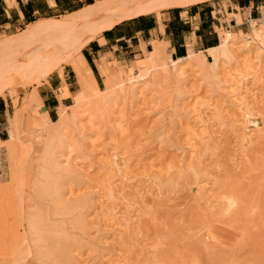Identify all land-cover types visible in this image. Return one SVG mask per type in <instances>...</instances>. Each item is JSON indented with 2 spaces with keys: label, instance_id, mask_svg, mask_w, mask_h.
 <instances>
[{
  "label": "bare ground",
  "instance_id": "obj_1",
  "mask_svg": "<svg viewBox=\"0 0 264 264\" xmlns=\"http://www.w3.org/2000/svg\"><path fill=\"white\" fill-rule=\"evenodd\" d=\"M211 1L213 0H102L70 13L62 19L38 20L30 24L23 32L5 35L0 40V98L5 99L7 95H15L19 87H26L29 83L40 86L43 80L54 73L63 77V68L57 65L61 60L72 69L80 87L79 92L74 96V104L59 108L57 120L50 121L48 114L40 111V108H35L30 113L31 115L26 120L31 125L27 126L34 127V130L39 132L38 137L23 140L20 133L23 118L21 114H14L9 119V137L5 141L0 139V150L5 148L13 151L18 147L24 148L25 155L18 165L19 172L25 169L28 157L34 154V166L32 165L34 173L28 183L29 191L19 197L22 233L16 237L18 244L13 251L12 264H63L69 249H67V244L88 248L89 256L86 261L84 260L85 264H128L127 260L121 259V252L115 249L127 241L129 243L128 237L124 236L125 239L120 235L110 245L111 242L107 243L102 239V236L104 238L105 235L103 231L98 230V228L101 229L100 224H103V221L109 217V221H117L120 225L119 229L128 233V236L133 234L139 239V235L142 233L139 220H135L133 216H130L132 214H128V212L134 211L132 209V212L128 211L126 208L129 206L125 208L124 206H127L125 204L120 208L123 205L121 198L123 200V197L126 196L131 184L137 183L134 178L130 177L132 172H130L129 159L126 156L128 154L124 152L119 155L118 152L121 148L117 145H112L109 150H106V162L103 161L102 165L103 172L109 181L105 179L106 177L105 180L103 179L107 181L104 182L102 190H106V193L104 198L102 197L103 202L101 204L99 202L101 214L106 219L102 215L101 220L103 221L98 220L100 224L98 222L99 225L96 224V228L99 227L98 231L95 229V238L87 237L85 231L87 229H82L81 226L87 224L90 218V209L85 205L92 201L90 197L92 192L88 193L87 185L93 182L88 177L93 166H90L89 153L83 150L81 145V140H87V136L81 132V124L86 119L93 126L98 123L103 124L109 110L114 106L113 104L119 99L133 98L132 96L136 94L139 86L149 85L148 82L154 73H158L159 84L172 85L176 96H181L182 81L188 74L200 73L202 80L210 84L212 90L216 88L213 93L218 92L220 98L226 99H215L207 111L203 112L200 110H194L191 113L182 112L175 106L176 108L171 111L173 116L170 117L172 123L185 126V133L190 136V142L195 144L194 148L198 144L204 147L203 155L202 152L199 153L200 155L198 154L196 163L192 160L194 169H188L193 171L196 177L197 199L205 200L211 204L214 200L216 202L222 199L226 200L228 202L225 209L226 214L232 212L237 205H242V199L233 189L225 191L222 198L216 197L217 193L213 192L215 189L212 190L211 187V191L208 190L211 179L205 183L204 176H201L203 173L199 170L205 162L204 155L211 152L212 158H216L217 152L220 153L222 144L220 141V143L215 142V137L223 134L221 135L215 130L211 131V129L213 126L223 128L225 124H222V121L224 120L235 118L234 128L237 126V129L233 131L235 134L234 147L238 149L239 153V156L236 155V160L240 158L242 163L249 162L252 149L255 148L254 145L260 140H264V123L262 126L260 125L264 120L262 118L264 113L260 110V107L264 105V19L250 20V34L248 35L241 31L232 32L229 28L222 29L220 45L208 51L210 54L208 55L211 56L209 60L205 53H190L185 58L172 60L167 52L166 42H154L151 53L145 56L141 64L137 61L131 64L125 77L121 71L112 72L109 68L110 63L103 57L98 62V70L100 76L104 78L105 90L100 89L95 74L83 55V49L103 32L112 30L128 20L158 14L159 21H161L160 13L164 10L188 8ZM6 3L11 6L14 4V0H6ZM240 23L241 20L238 17L237 24ZM239 52L252 55V57H245L241 70L239 69L241 63ZM53 64L54 66H51ZM232 70L235 75H239V78L233 77ZM229 71L233 76L229 74ZM228 77L234 80L238 79L231 81L232 86L230 87L232 88L230 90L222 88L220 84L222 79L228 80ZM249 82L251 85L248 86ZM258 84H261V89L256 88ZM34 102L43 105L37 90H34L25 102L27 111L34 106ZM23 111L24 109L20 112ZM134 111L141 112L139 108L131 107L130 113L133 112L131 113L133 122L137 121L140 116V114L136 115ZM106 124L108 125L105 122L104 125ZM120 130L115 127L111 128L115 135ZM126 132L122 134L125 137L129 135ZM158 138V148L163 149L167 144L164 139ZM228 151L231 150L228 149ZM229 153L231 154V152ZM253 153H255L254 150ZM177 159H175L176 163L183 164V160L177 161ZM210 160L213 161L211 158ZM78 163L81 164V168L78 167ZM170 168L172 169V167ZM150 169L143 172L151 179L150 182L138 183L135 189L130 190L133 192L128 193L131 197L133 194L136 195V199L139 197V199H143L146 195L145 197L153 202L154 199L162 198L166 193L168 196V192L163 189L160 176L152 171V166ZM103 172L101 173L103 174ZM116 182H119L121 187H116L114 185ZM80 199L83 202L79 201ZM72 200L80 203L76 204ZM211 200L213 201L211 202ZM103 203H107L108 207ZM235 220L237 219L235 218ZM227 225L230 223L228 222ZM230 229L232 228L216 226L213 230H216L215 233L221 241L223 240L222 233H226L232 236L231 242H233L234 236ZM76 233L81 237H78ZM137 239L134 238L132 241H138ZM81 240L84 243L80 244ZM108 248L111 250H106Z\"/></svg>",
  "mask_w": 264,
  "mask_h": 264
},
{
  "label": "rangeland",
  "instance_id": "obj_2",
  "mask_svg": "<svg viewBox=\"0 0 264 264\" xmlns=\"http://www.w3.org/2000/svg\"><path fill=\"white\" fill-rule=\"evenodd\" d=\"M58 1L62 2V9L55 14V19H62L69 15L70 12L83 8L88 4L87 0ZM96 1L94 0V2ZM63 9H67V11L64 12ZM27 27V22L14 21L13 24L6 25L3 28L0 40L5 35L19 34L26 30ZM249 27L250 25H248L246 35L250 34ZM230 31L233 32L232 29ZM239 53L241 57L239 66L241 68L237 67L241 70L245 57H252V55ZM138 54L139 52L133 54L131 60L123 62V64H117L115 61L111 62L109 64L110 70L114 73L121 71L122 75L126 77L128 68L135 58V60H138L137 62L142 63L144 58L137 56ZM57 65H60V68L63 69L65 67L68 72H73L62 60L58 61ZM51 66H54V64ZM230 71L229 74L232 76L234 74V78L239 76L235 75L233 70V74ZM157 74L154 73V76L152 75L153 77L148 82V86H139L142 91L138 88L136 94L132 96L133 98L119 99V101L117 100L113 104L114 106L111 107L107 114V119L104 120V123H108L109 126L107 124L104 125V123H98L93 126L87 121L88 119L82 121L81 132L87 136V140H81V145L83 146V150L89 153L90 166H93V170H90L88 175L93 182L87 185L88 193L90 192L91 194L92 192V196H90L92 201L85 205L90 209V221L88 220L87 224H83L81 226L82 229H87L85 230L87 237L95 238L96 230L99 227L97 226L96 228V224H100L98 220L100 222L103 221L101 219L104 215L101 214L100 204L103 202V196L106 193V190L102 191L104 189V182L109 181V179H107L103 172L102 163L106 162V150H109L112 145H117L122 149L118 152L119 155L124 152L128 154L126 156L129 159L130 172H132L130 177L134 178L135 182L137 181V183L130 185L129 191L127 190L128 192L125 194L126 196H122L123 200L127 197L129 198L126 200H130L125 202L126 200L123 201L121 198L123 205L120 208L125 204L127 205L124 206L125 208L129 206L126 208L128 211H134L132 213L128 212V214H132L130 215L131 217L133 216L135 220H139L140 232L142 233L139 235L140 237L138 236L139 239L134 237L133 234H129L128 236V233L126 234L123 230L119 229L120 225L117 221H109V217L107 218L108 220L104 217L106 220L103 221V224H100L101 229L98 228V230L100 232L103 231L105 235L104 238L102 236V239H104V242H111L110 245L120 235L125 239L128 237V244L125 243L121 247L117 246L115 248L121 252V259L127 260L128 264H264V140L262 139L263 141L260 140L254 145L255 148L252 149V153L253 150L255 153H251L250 161L242 163L240 162V158L239 160L235 159L236 155L239 156L238 149L234 147L235 134L233 131L237 129V126L234 128V124H236L235 118L231 117L222 121V124L225 125L221 129L211 126V131L215 130L221 135L223 134L222 136L215 137V142H221L222 144V149L220 148L221 154L218 151L216 158H212L211 152H208L206 156L204 155L203 159L205 162L199 172L203 173L200 174L202 177L204 176L203 178L205 179L203 181L206 180L204 181L205 183H208L207 180L211 179L208 190L211 191V187L212 190L215 189L213 192L217 193L216 197L222 198L224 193H226L225 191L233 189L238 197L242 199V205H237L232 212L226 214L225 209L228 203L226 200L222 199L217 202L214 200L215 203L211 200V202L213 201L212 204L205 202V200H198L196 195L198 186L195 184L196 177L194 172L189 170L190 168L191 170L194 169L192 168L194 165L192 164V160L195 162L198 154L201 152L203 155L204 147L198 144L194 148L195 144L190 142V136L185 133V126L183 127L171 122V117L173 116L171 111L176 108L175 106L181 109L182 112L188 113L194 110L207 111L208 107L214 103L215 99H219L220 96L218 92L213 93L216 88H213V91L212 86L202 80L200 73H190L183 79L181 96H176L172 85L159 84ZM47 79L43 80L41 85L46 83ZM100 79V81L98 80L100 89L105 90L106 84L104 78L100 76ZM236 80L238 79L234 80L228 77V80L222 79L220 84L222 88L230 90L232 88L230 87L232 86L231 81ZM247 85H251V82ZM260 85L258 84L256 88L261 89L262 86ZM40 86L29 83L26 87H19L15 95H7L5 99L0 98V101H5L8 105L12 106L13 113L21 114L23 120L21 122L20 133L23 140L35 138L39 134V132L37 133L34 130V127H29L31 124H28L29 121L27 122L26 119L29 118L30 113L35 108H40V111H42L43 105L34 102V106L30 107L27 111L25 102L32 92ZM219 100L226 99L222 97ZM131 107L139 108L141 111L140 113L134 111L136 115L140 114L138 120L135 122H133L131 116L133 112L130 113ZM263 108L264 105L260 107V110L264 113ZM23 109L24 111L20 112ZM262 118L264 119V115ZM52 119L53 121L57 120L58 113L53 114ZM263 123L264 120H262L260 125L262 126ZM112 127L121 129L119 132L122 133L118 132L115 135L111 131ZM123 132L129 135L127 134L128 136L125 137L122 135ZM158 137H161L162 140L164 139L167 144L163 149L158 148ZM23 149L22 147H18L13 151L5 148L0 150V264H12L13 251L18 244L16 241L18 238L16 237L22 233L19 217V197L24 192L27 194L29 191L28 183L31 181V175L34 173V154L28 157L25 169H22L21 172L18 170V165L25 155ZM228 149L231 151H228ZM210 158L215 161L213 162ZM175 159L177 161L183 160V164L176 163ZM151 166L153 168L152 171L155 174L158 173L160 176L163 189L168 192V196L166 193L162 198H157L158 200L154 199L153 202L147 199L146 195L143 199H139V197V200L135 198L136 195L132 194L131 197L128 193L131 194L133 191L130 192V190L135 189L138 183L150 182L151 179L147 175H144L143 172L147 169L151 170ZM78 167L81 168V164ZM203 167L205 172L202 170ZM169 168L170 170H168ZM104 178L107 181H104ZM200 180L202 181V178ZM119 184V182H116L114 185L119 188V186L121 187V184ZM74 199L76 200L77 198ZM79 201L82 200L80 199ZM74 203L78 204L80 202L77 203L75 201ZM103 204L105 206L107 203ZM106 207H108V204ZM102 215L103 217L101 218ZM232 218L234 220L236 218L237 220H231ZM226 222L227 224L229 222L230 225L225 224ZM216 226L232 228L230 230L233 232L234 241L231 242L232 236L226 233H222L223 240L221 241L215 233L216 230H213ZM78 233H76L78 237L83 236L79 233L80 236ZM224 235L226 236L224 237ZM86 236L83 237L86 238ZM133 237L135 240H138H133L136 243L132 241ZM79 243L82 244L84 241ZM66 246L69 249L63 264H85L87 256H89L88 248H80L72 244H67ZM106 250L109 251L111 249L108 248Z\"/></svg>",
  "mask_w": 264,
  "mask_h": 264
},
{
  "label": "crops",
  "instance_id": "obj_3",
  "mask_svg": "<svg viewBox=\"0 0 264 264\" xmlns=\"http://www.w3.org/2000/svg\"><path fill=\"white\" fill-rule=\"evenodd\" d=\"M61 9L62 2L58 0H14L11 6L6 0H1L0 35L3 28L14 21L27 22L29 26L38 20L55 19V14ZM158 16H141L103 32L83 49L89 66L91 67L87 57L97 70L98 62L103 57L108 63L115 61L121 64L131 60L132 55L138 52L137 56L145 58L154 48L152 43L163 41L167 44V52L172 60L185 58L190 53H205L209 60L211 56L208 51L220 45L222 29L246 33L250 20L264 19V0H213L188 8L164 10L160 13L161 21ZM238 17L240 24H237ZM34 19V22H30ZM135 59L131 64L138 61ZM73 73L64 67L63 77L55 73L37 89L43 102L42 111H46L50 121H53L52 115L57 114L60 107L74 103L79 84ZM12 113V106L0 101V139L3 141L9 137V119L15 114Z\"/></svg>",
  "mask_w": 264,
  "mask_h": 264
},
{
  "label": "trees",
  "instance_id": "obj_4",
  "mask_svg": "<svg viewBox=\"0 0 264 264\" xmlns=\"http://www.w3.org/2000/svg\"><path fill=\"white\" fill-rule=\"evenodd\" d=\"M87 1H88V4H90V5H92V3H94V0H87ZM34 21H35V19L34 20H31L30 22H34ZM84 54H85V52H84ZM87 59H88L90 65H91V68H92L94 74L96 75L97 79L100 81L101 79H100L99 72H98L97 68L95 67V65L93 64V62L88 57H87Z\"/></svg>",
  "mask_w": 264,
  "mask_h": 264
}]
</instances>
